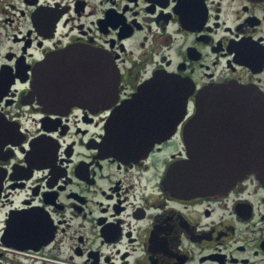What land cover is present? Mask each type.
I'll list each match as a JSON object with an SVG mask.
<instances>
[{
    "label": "flooded vegetation",
    "instance_id": "af4514ba",
    "mask_svg": "<svg viewBox=\"0 0 264 264\" xmlns=\"http://www.w3.org/2000/svg\"><path fill=\"white\" fill-rule=\"evenodd\" d=\"M83 49L115 85L83 83ZM168 75L185 111L162 102ZM220 84L264 98V0H0V264H264V177L167 187L197 95ZM232 130L219 138L247 147Z\"/></svg>",
    "mask_w": 264,
    "mask_h": 264
},
{
    "label": "water",
    "instance_id": "95a60500",
    "mask_svg": "<svg viewBox=\"0 0 264 264\" xmlns=\"http://www.w3.org/2000/svg\"><path fill=\"white\" fill-rule=\"evenodd\" d=\"M68 57L62 62L70 69L72 63ZM92 71L101 73V86L110 88L115 85L117 73L112 60L93 50L83 49V83L91 78L85 73ZM68 78L66 74L59 81L62 92L77 93L79 98L83 92L81 85L70 83ZM157 86L164 87V93L168 94L162 102H170L172 94H182L175 101L182 103L185 111L190 92L186 82L168 75ZM55 88L60 90L59 86ZM196 109L197 113L185 131L188 159L169 172L168 190L182 198L225 194L248 174L264 177L263 96L250 86L215 85L197 95ZM230 121H237V125ZM230 125L237 126V130L230 134H240L242 129L252 137L247 147L228 146L219 138L227 133ZM12 226L15 228L16 224Z\"/></svg>",
    "mask_w": 264,
    "mask_h": 264
}]
</instances>
